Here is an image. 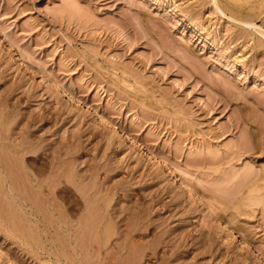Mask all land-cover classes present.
Segmentation results:
<instances>
[{
  "label": "rangeland",
  "instance_id": "374dc122",
  "mask_svg": "<svg viewBox=\"0 0 264 264\" xmlns=\"http://www.w3.org/2000/svg\"><path fill=\"white\" fill-rule=\"evenodd\" d=\"M1 124L0 264H264V0H0Z\"/></svg>",
  "mask_w": 264,
  "mask_h": 264
},
{
  "label": "bare ground",
  "instance_id": "6f19581e",
  "mask_svg": "<svg viewBox=\"0 0 264 264\" xmlns=\"http://www.w3.org/2000/svg\"><path fill=\"white\" fill-rule=\"evenodd\" d=\"M2 126L3 125L1 124L0 125V221H1V223H3V226L7 230L15 233L16 236H18L20 239L25 241L28 245L35 246L38 249H41L44 251V250H46L47 246L46 245L43 246L42 242L37 240L35 237V232H34L35 226H36L35 222H37L35 220H37V216L34 215V212L32 209H31V211H29L26 208L27 207V205H26L27 199L25 198L26 199L25 200L22 198L21 195H19V192L16 188V181L9 178V174H10V170H11L9 167L11 164L7 161L8 167H6L5 163H4V161L9 158L8 150H7V148L9 146L7 147V143H6L7 139L1 133L2 132ZM12 153H13V151H12ZM29 179H31V178H29ZM26 189H27V187H26ZM108 230H110V229H108ZM127 233H128V231H127ZM60 235H61V233H60ZM75 242H76V240H75ZM71 244H73V243H71ZM50 246H51V248H50L51 252L50 253L55 256V260H57L60 263L67 262L68 264H76L75 257H77V254H78L77 253V247L70 245V243L69 244L62 243V244H60V246H57V247H55L54 245H52V243H50ZM126 253H127V251H126ZM128 256L129 255H127V257H126L127 259H128ZM122 260H123V258H122ZM129 263L132 264V260H130Z\"/></svg>",
  "mask_w": 264,
  "mask_h": 264
}]
</instances>
